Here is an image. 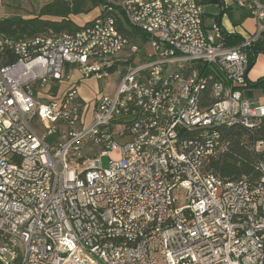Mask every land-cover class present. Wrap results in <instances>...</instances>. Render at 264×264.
I'll return each instance as SVG.
<instances>
[{"label":"built area","instance_id":"built-area-1","mask_svg":"<svg viewBox=\"0 0 264 264\" xmlns=\"http://www.w3.org/2000/svg\"><path fill=\"white\" fill-rule=\"evenodd\" d=\"M238 4L259 25L234 46L198 0H102L76 32H0V264H264V158L256 181L205 169L221 128L264 126L244 92L264 4ZM121 69L92 110L61 91Z\"/></svg>","mask_w":264,"mask_h":264},{"label":"trees","instance_id":"trees-1","mask_svg":"<svg viewBox=\"0 0 264 264\" xmlns=\"http://www.w3.org/2000/svg\"><path fill=\"white\" fill-rule=\"evenodd\" d=\"M198 1L204 6L215 4L224 7V0ZM259 1L264 4V0ZM101 3L102 0H51L44 4L34 17L2 18L0 20V32L12 38L27 40L41 35L55 37L64 32H76L82 25L74 21L73 17L89 14L96 10ZM226 10L224 8L223 12ZM219 17L220 15L216 16L217 21ZM206 23L208 25L207 17ZM121 26L123 32L128 36L144 35L140 30ZM223 33L227 44L230 46L238 45L243 40L240 35L230 34L225 30ZM262 52H264V32L259 40L248 49L250 68ZM263 83L264 78L255 82L254 85L260 87ZM221 132L226 139V148L207 163L206 171L214 173L225 181H236L243 177L250 181L258 180L261 177L258 164L264 158V150L256 151L255 144L264 139V126L255 133L241 126L223 127Z\"/></svg>","mask_w":264,"mask_h":264},{"label":"rangeland","instance_id":"rangeland-1","mask_svg":"<svg viewBox=\"0 0 264 264\" xmlns=\"http://www.w3.org/2000/svg\"><path fill=\"white\" fill-rule=\"evenodd\" d=\"M51 0H6L3 15L7 17H34L36 16L41 7ZM99 15V10L96 9L89 14H83L76 16V21L79 25H83L87 22L93 21ZM139 42V41H138ZM116 70L112 72L108 77L103 79H81L76 80L78 74L74 73L70 80H67L61 84V91H66L70 87L78 86L79 94L86 100L88 104H93L104 94H113L116 90L117 84L121 79L122 72ZM253 76L259 73H264V62L258 61L252 70ZM257 96L264 94V88H259ZM87 152V148H85ZM104 165L107 166V158L104 159Z\"/></svg>","mask_w":264,"mask_h":264},{"label":"crops","instance_id":"crops-1","mask_svg":"<svg viewBox=\"0 0 264 264\" xmlns=\"http://www.w3.org/2000/svg\"><path fill=\"white\" fill-rule=\"evenodd\" d=\"M239 0H224V7L218 5H206L205 6V14L207 17V22L213 23L216 20V16L220 15L219 22L223 29L230 34H237L244 37L255 34L258 31V21L253 16L252 12L246 8L241 7L238 4ZM224 8H226V12H223ZM76 16L73 17V20L76 21ZM77 22V21H76ZM258 61L264 62V52L260 53L257 57L254 65L249 69L248 72V87L245 89V95L251 100H256L257 102L264 103V94L260 97L257 96V90L259 88H264V83L262 86H255L254 83L258 80L264 78V73H259L258 75H254L252 70ZM123 73V72H122ZM76 80H81V76L79 72ZM97 101V100H96ZM94 103L90 104V110H92ZM91 114V112H90Z\"/></svg>","mask_w":264,"mask_h":264}]
</instances>
